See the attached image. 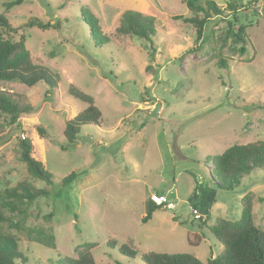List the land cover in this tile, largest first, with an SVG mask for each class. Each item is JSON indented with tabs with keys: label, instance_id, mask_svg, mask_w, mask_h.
<instances>
[{
	"label": "rangeland",
	"instance_id": "1",
	"mask_svg": "<svg viewBox=\"0 0 264 264\" xmlns=\"http://www.w3.org/2000/svg\"><path fill=\"white\" fill-rule=\"evenodd\" d=\"M3 1L0 14L17 28L3 37L23 36L32 61L59 75L53 89L0 80V90L31 107L14 122L0 113V207L7 218L0 230L22 254L15 264H67L83 249L96 264H145L140 254L147 251L189 253L205 263L223 247L207 226L237 220L248 193L253 223L264 231V201L257 199L264 198V167L232 191L210 178L212 159L227 147L264 142V0L238 12L249 37L243 55L229 39L222 45V17L207 19L198 38L194 24L174 18L195 14L181 0H22L10 9ZM215 2L225 8L227 0ZM82 7L109 43L96 46ZM124 10L155 17L153 45L115 33ZM34 17L51 26L20 28ZM219 53L232 57L228 68L216 66ZM69 85L93 97L102 123L83 125L64 149L66 120L86 106L68 94ZM22 139L52 183L27 170ZM23 184L48 193L29 202L9 194ZM156 194H173L175 206L142 222ZM122 244L137 251L134 258Z\"/></svg>",
	"mask_w": 264,
	"mask_h": 264
},
{
	"label": "trees",
	"instance_id": "2",
	"mask_svg": "<svg viewBox=\"0 0 264 264\" xmlns=\"http://www.w3.org/2000/svg\"><path fill=\"white\" fill-rule=\"evenodd\" d=\"M185 7L195 13L193 16L176 15L174 18L181 19L183 22L192 23L197 28V38L200 37L204 23L212 15L223 18V33L221 34L222 45L229 39L231 43L238 44L234 51L238 55L246 52L248 34L246 25L238 21V12L241 8L247 7L255 0L243 3V0H227L225 8L217 5L215 0H181ZM22 0H4L2 5L6 9L19 5ZM224 10L227 15H223ZM200 13L201 15H199ZM80 18L83 23L89 26L92 39L96 46L109 43V36L102 34L97 26L96 17L87 11L86 8L80 9ZM48 23H44L38 18L28 19L20 28L38 27L48 28ZM8 19L0 14V80L16 81L27 86H32L37 82L46 83L50 89L57 86L59 75L47 67L34 63L30 58L28 50L25 48L24 38L20 36L18 40L12 41L3 37L4 33L16 32ZM117 35H131L147 41L153 45V37L156 34L155 17L144 15L133 10H124L120 16L119 24L115 28ZM252 58L246 60L251 61ZM228 60L232 57L221 53L217 55L216 66L224 69L228 68ZM68 94L86 104L72 118L66 120L63 129V136L66 144L64 149L75 143L83 125H93L100 127L102 123V112L95 104L93 97L74 86L69 85ZM31 110L29 105H21L10 95L0 90V113L8 114L10 121L14 122L20 114ZM40 136L44 131L38 129ZM20 158L26 164L27 170L36 178L43 180L46 184L52 183V174L36 160L32 154V143L28 139L20 141ZM213 162L212 181L220 190L232 191L240 183V180L251 173L252 170L264 167V142L254 141L245 144H232L223 152L217 154ZM74 178V173L62 179V184L67 185ZM20 192L15 189L8 190L9 194L22 200L31 201L32 199L47 195L46 189L30 188L23 184L19 187ZM253 196L248 193L241 199V212L237 220L218 218L215 223L208 225L207 230L222 244V250L216 257H212L205 263L199 261L189 253H161L147 251L140 254L141 260L145 264H264V231L253 223L252 217ZM263 200L264 198H257ZM161 206L154 202L147 214L142 217V222L151 218L155 209ZM7 220L2 208L0 207V226ZM12 236L4 234L0 230V264H15V260L22 254L17 250ZM189 238V237H188ZM199 241V239H198ZM196 244V243H194ZM109 245V244H107ZM121 248L128 249V256L134 258L137 251L122 244ZM121 251V249L119 248ZM67 264H96L91 251L80 250L75 258L68 260Z\"/></svg>",
	"mask_w": 264,
	"mask_h": 264
},
{
	"label": "built area",
	"instance_id": "3",
	"mask_svg": "<svg viewBox=\"0 0 264 264\" xmlns=\"http://www.w3.org/2000/svg\"><path fill=\"white\" fill-rule=\"evenodd\" d=\"M154 203L168 209H173L175 206L174 202L170 201L169 198H165V196L161 194L154 195Z\"/></svg>",
	"mask_w": 264,
	"mask_h": 264
},
{
	"label": "crops",
	"instance_id": "4",
	"mask_svg": "<svg viewBox=\"0 0 264 264\" xmlns=\"http://www.w3.org/2000/svg\"><path fill=\"white\" fill-rule=\"evenodd\" d=\"M204 197H205L204 199L207 202V204H206V202H202V204L205 206V210H208L207 206H208V199L210 198V193L207 196H204ZM202 198H203V196H202Z\"/></svg>",
	"mask_w": 264,
	"mask_h": 264
},
{
	"label": "water",
	"instance_id": "5",
	"mask_svg": "<svg viewBox=\"0 0 264 264\" xmlns=\"http://www.w3.org/2000/svg\"><path fill=\"white\" fill-rule=\"evenodd\" d=\"M174 195L173 194H171L168 198H171V197H173Z\"/></svg>",
	"mask_w": 264,
	"mask_h": 264
}]
</instances>
